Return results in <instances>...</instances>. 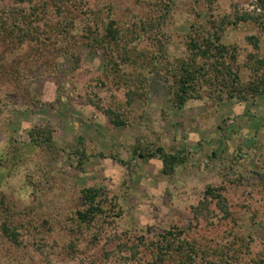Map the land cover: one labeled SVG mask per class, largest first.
<instances>
[{
  "label": "rangeland",
  "instance_id": "374dc122",
  "mask_svg": "<svg viewBox=\"0 0 264 264\" xmlns=\"http://www.w3.org/2000/svg\"><path fill=\"white\" fill-rule=\"evenodd\" d=\"M91 1L115 5L119 19L132 20L139 12L136 0ZM185 1L190 0H179L181 8L169 24L175 40L170 46L173 56L185 53L184 34L192 20L183 7ZM0 2L9 5L12 0ZM255 2L220 0L217 12H229L234 6L252 10ZM256 31L253 24L241 23L230 27L224 39L244 45L246 35ZM76 54L77 58L60 55L52 63L37 65L31 88L40 103L27 107L21 97H6L2 118L8 109L13 113L0 130V152L12 136L27 157L14 175L0 180V191L7 194L26 228L24 247L2 249L8 260L0 264H148L144 248L133 258L129 251L119 250L121 241L189 224L192 205L208 185L225 186L243 230L264 241V196L255 193L264 175V95L220 103L191 99L178 107L170 102L164 76L155 72L150 75L148 98H137L126 110L129 123L117 127L90 100L108 105L124 97L122 91L99 82L105 71L103 54L85 45L78 46ZM37 124L53 126L59 153L28 151V130ZM80 136L86 149L83 167L71 155ZM138 140L181 152L186 161L173 176H164L159 158L144 160L134 153ZM10 166L3 170L8 172ZM28 173L35 174L33 182ZM90 185L105 188L116 203L115 213L93 226H77L73 216L82 206L80 189Z\"/></svg>",
  "mask_w": 264,
  "mask_h": 264
},
{
  "label": "trees",
  "instance_id": "16d2710c",
  "mask_svg": "<svg viewBox=\"0 0 264 264\" xmlns=\"http://www.w3.org/2000/svg\"><path fill=\"white\" fill-rule=\"evenodd\" d=\"M136 1L139 12H134L132 20L117 18L113 4H93L91 0H12L9 5L0 2V130L13 113L8 109L2 118L8 106L6 97H21L27 107L40 103L31 88L37 65L52 63L60 55L77 58L80 45L103 54L105 71L99 82L123 92V99L108 105L90 99L117 127L129 123L126 110L137 98H148L150 75L155 72L164 76L170 102L178 107L191 99L220 103L264 95V0H256L252 10L234 6L224 13L217 12L220 0L185 1L183 7L192 20L184 34L185 53L174 56L170 46L175 40L169 24L181 8L179 0ZM241 23L253 24L257 31L246 35L244 45L225 41L228 29ZM28 135V151L60 152L53 126L37 124L28 130ZM134 153L144 160L159 158L163 163L161 172L167 177L186 161L181 152H170L153 141L142 144L138 140ZM71 155L83 167V136ZM25 157L23 148L10 136L0 152V180L14 175ZM10 164L5 172L3 169ZM33 174H27L32 182ZM261 179L262 187L255 193L264 196V175ZM253 192L250 194L254 196ZM80 199L82 206L73 216L77 226H93L115 213L116 203L103 186L82 187ZM192 211L189 224L173 225L156 236L142 234L136 240L121 241L119 250L129 251L136 258L144 248L149 254L148 264H264V241L243 230L225 186L208 185ZM256 214L257 209L253 217ZM18 216V210L11 207L1 190L0 263L8 260L2 249L24 247L26 224Z\"/></svg>",
  "mask_w": 264,
  "mask_h": 264
}]
</instances>
